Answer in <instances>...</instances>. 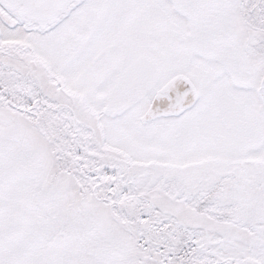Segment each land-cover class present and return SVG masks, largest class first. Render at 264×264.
Wrapping results in <instances>:
<instances>
[{
    "label": "snow or ice",
    "instance_id": "1",
    "mask_svg": "<svg viewBox=\"0 0 264 264\" xmlns=\"http://www.w3.org/2000/svg\"><path fill=\"white\" fill-rule=\"evenodd\" d=\"M0 264H264V0H0Z\"/></svg>",
    "mask_w": 264,
    "mask_h": 264
}]
</instances>
